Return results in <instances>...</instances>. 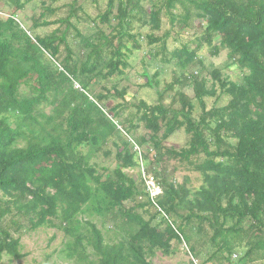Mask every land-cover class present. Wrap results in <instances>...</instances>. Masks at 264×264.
I'll return each instance as SVG.
<instances>
[{"label":"trees","instance_id":"obj_1","mask_svg":"<svg viewBox=\"0 0 264 264\" xmlns=\"http://www.w3.org/2000/svg\"><path fill=\"white\" fill-rule=\"evenodd\" d=\"M7 1L12 9L0 15V262L4 254L23 257L14 233L24 224L64 233L57 253L71 264H152L154 252L167 255L172 242L184 244L192 258L206 256L201 264L217 256L229 264L264 260V0H154L148 9L143 0H108L97 17L110 30L97 27L93 38L80 36L76 59L65 33L32 35L18 20L30 0ZM70 8L57 20L67 27L75 14ZM48 12L44 6L30 29L53 24L44 19ZM162 16L182 28L200 21L194 49L182 45L170 53L181 72L158 92L155 104L140 101L136 114L124 118L117 104L110 115L102 100L112 95L126 103V89L93 94L91 85L123 75L131 51L126 40L139 46L134 21L148 25L149 45L160 42L165 49L168 32L153 35ZM61 44L65 55L59 60ZM203 45L215 55L227 51L229 65L241 71L239 82L219 69L187 72L201 64L196 52ZM177 84L165 105L164 93ZM186 85L192 97L182 90ZM221 95L227 102L208 109L205 99ZM139 127L144 132L133 141L130 134ZM180 129L186 145L168 146ZM109 142L116 148L115 165L100 171L89 157L110 155ZM170 160L198 171L201 184L191 190L185 181L169 179ZM144 161L149 167L141 172ZM135 168L136 177L127 174ZM145 174L160 189L154 199ZM137 196L139 202L125 206ZM147 205L156 208L160 222L136 210ZM83 213L97 216L105 232L92 218H80ZM238 248L246 250L233 262Z\"/></svg>","mask_w":264,"mask_h":264},{"label":"rangeland","instance_id":"obj_2","mask_svg":"<svg viewBox=\"0 0 264 264\" xmlns=\"http://www.w3.org/2000/svg\"><path fill=\"white\" fill-rule=\"evenodd\" d=\"M107 1L108 0H30L16 15L18 20L31 31L32 35H48L55 31V29H58V35L61 32L65 33L66 42L73 52L74 59H76V57L80 56L83 49L80 36L93 38L97 27L102 28L106 33L110 30L105 25H102L97 17L98 14L104 12ZM153 1L154 0H143L141 3L145 9H148ZM44 6H48L51 10V12L45 14L44 19L50 22L54 21L53 24L38 26L31 30L30 27L33 23V18H38L39 14L43 12ZM71 6L75 7V14L70 16L69 21L72 25L67 27L66 24H60L57 20L69 15ZM0 8V15L6 17L8 11L12 9V4L7 0H0ZM199 22V20H193L192 27L182 28L176 22L171 24L167 16H162L161 27L159 30L154 31L153 35L162 36L165 32H168L169 36L166 39L165 49L160 47V42H155L152 45L148 44L146 38V35L150 33L148 25L140 26L138 22H132V33L135 35L139 46L136 48L131 40H126V44L131 51L126 52V67L123 69V75H114L106 80L98 79L90 87L93 94H105L106 90L112 89L113 86L118 90L122 88L126 89V103H123L118 96H107L100 104L103 106L104 111L112 115V110L110 108L117 104L122 105L120 114L122 118H124L136 114L135 105L140 101H144L147 104H155L158 101V92H162L165 84L171 83L175 78L174 76H178L181 72L176 63V58L171 57L170 53L174 49L182 47V45H186L189 49H194L196 45L195 40L201 33ZM155 52L157 53L155 54ZM196 54L201 60V64L189 67L187 69L188 73L195 74V72L201 71L203 75H207L213 69H219L223 76H228L232 81L239 82L241 71L235 65H229L227 51L225 49L215 55L211 53L209 47L203 45ZM64 55L65 51L61 44L58 59H62ZM178 87L179 85L177 84L174 86L173 91L164 93L163 103L165 105L171 103L175 90ZM22 89L27 91L25 87H22ZM182 90L189 97H192L193 94L190 86L186 85ZM227 100L228 98L225 95H221L217 101L212 97H207L205 99L208 109L212 106L224 105ZM172 105L178 107L179 103L175 101ZM198 111L196 106V110L193 113L194 116ZM114 119H116L114 122L121 126L120 123L122 122L120 118L114 117ZM133 121L136 122V119L133 118ZM143 132V129L139 127L137 131H132L130 137L133 141H136L135 137ZM123 138L124 141H126L127 136L124 135ZM187 140L188 136L180 129L167 140L166 144L178 149L185 146ZM107 146L111 151L110 155L105 156L101 152H96L90 154L89 157L91 163H97L99 167L98 170L100 171H102V167L112 168L115 165L114 154L116 148L110 144V142ZM141 149L142 152L145 153V150L143 148ZM144 164V168L140 169L141 172H145L146 168L149 167L148 161H144ZM166 170L170 174L169 179L177 183L185 181V185L191 190L196 189L202 182L201 174L185 163L170 160L166 163ZM127 174L136 177L138 170L136 168L127 170ZM147 176L148 175L145 174V177ZM154 191L160 193L159 189ZM140 199V196H137L135 200L126 201L125 206H134ZM155 209V207L147 205L144 208H137L136 210L145 218L155 215L154 224L160 222V217L155 213ZM88 215L87 213H83V215H80V218H92L97 222V226L102 228L97 216ZM25 225L26 224L14 233V236L20 237V252L23 253V257L16 260L4 254L0 264H71L72 261H68L64 257V254L57 253V250L62 246L65 238H67L64 233L49 228L29 230ZM102 231L105 232L103 228ZM108 237H110V235H107V238ZM205 249L206 251H212L211 247L209 249L205 247ZM171 250L172 251L167 255L159 250L155 251L150 257L152 264H201L206 258V256H202L198 259L192 258L187 253L185 245L181 243L172 242ZM245 250L246 248L236 249L231 256L232 261L235 262L241 257ZM217 257L205 264H229L222 260L221 262L218 261ZM246 263L263 264L264 260Z\"/></svg>","mask_w":264,"mask_h":264},{"label":"built area","instance_id":"obj_3","mask_svg":"<svg viewBox=\"0 0 264 264\" xmlns=\"http://www.w3.org/2000/svg\"><path fill=\"white\" fill-rule=\"evenodd\" d=\"M76 87H78V85H76ZM145 182L147 185V189L149 190L150 196L154 199V197L159 194L154 190L159 189V187L156 185L155 181L150 176L145 177Z\"/></svg>","mask_w":264,"mask_h":264}]
</instances>
